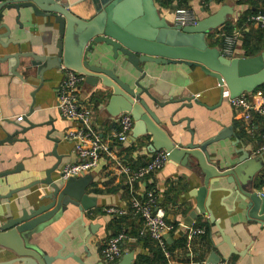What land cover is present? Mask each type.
<instances>
[{"label": "crops", "instance_id": "crops-1", "mask_svg": "<svg viewBox=\"0 0 264 264\" xmlns=\"http://www.w3.org/2000/svg\"><path fill=\"white\" fill-rule=\"evenodd\" d=\"M75 1L80 0H65L68 5H73ZM236 3L237 0H226L225 4L237 10ZM198 5V1H195L197 9ZM9 15V20L4 22H8L12 31L11 37L24 41L29 34L32 41L11 45L7 50L0 46V56L28 53L33 51L32 45L40 49L46 48L44 42H49L50 37L45 33L50 29L42 26L43 18L35 17L29 10H23L20 18L23 28H20V24L17 23V12L10 11ZM201 17L207 18L204 14ZM4 33L6 30L1 29L0 35ZM2 41L6 43L8 39L3 38ZM48 48L53 50L51 46ZM243 55L242 52L241 57H244ZM13 62L0 63V174L21 169L18 173L0 180V197H6L13 191L44 181L47 171L60 162L59 170L52 175L54 180L58 181L62 168L78 161L73 142L65 139L67 132L77 129V125L64 119L57 108L58 90L65 77L64 71L60 69L47 72L43 83L39 69L32 65L31 58H21V65L17 70L19 75L12 72ZM145 69L148 75L143 85L149 87L151 93L161 102L183 96L194 97L200 102V105L194 104L192 109L177 112L179 104H170L165 111L158 109L163 115V127L168 133L187 144L193 138L196 142L206 141L218 135L223 129L233 127L235 138L222 141L209 149L212 160L224 169L231 168L237 164L241 156L238 149L244 147L252 158L258 160L254 165L256 170L254 177L247 173L249 178L245 190L264 194V187L260 185L264 177V154L258 153L264 128L241 119L229 105L219 82L205 74L200 67L183 64L162 67L148 65ZM135 76L138 78L140 74L135 73ZM79 99L80 105L93 109L91 124L93 129L104 140H110L119 130V125L118 120L112 118L106 110L109 97L95 95L84 82L81 85ZM257 101L264 105L263 98L258 97ZM19 117H24L22 122L17 121ZM169 119H172L174 126ZM27 120L41 127L29 132L27 136L18 134L13 144L6 143L9 135L20 131V126H28ZM26 138L27 141H24ZM236 140H240L241 144L235 145ZM113 147L114 158L103 155L98 167L88 174L92 179L88 184L87 193L97 199V206L85 212L83 220H79L80 211L71 208L61 220L27 236L25 241L27 247L50 256H56L59 251H62L63 255L75 253L85 264H107L102 259L101 248L112 235L113 219L121 216L109 214L105 210L115 207L130 211L133 198L141 199L147 191L153 190L158 198L156 209L163 211L165 220L174 228L166 237L167 244L175 248L170 264H208L214 252L221 260H227L230 264H264V225L248 219L247 200H241L236 194L219 190L213 193L211 204L219 224L212 223L208 214L192 217L197 204L193 193L203 185V175L197 160L191 159L189 164L184 166L169 159L161 171L131 187L128 175L121 171L118 163L123 162L131 170L150 163L154 152L150 150L149 139L133 142L129 137L125 143ZM149 186L152 188L149 189ZM213 187L232 189L235 186L228 184L227 179H224ZM48 191H51L49 186L40 184L19 192L10 199H0V222L17 216L23 209H31L33 203ZM90 225L99 226V229L85 242L86 227ZM197 228L203 229L204 234L191 237L189 231ZM225 237L234 248L233 253L225 242ZM62 245L65 247L64 251ZM124 247L126 253H134L135 260L141 253L148 252L136 238H128ZM16 258L17 254L14 251L0 247V264ZM55 264L77 263L70 259L59 260Z\"/></svg>", "mask_w": 264, "mask_h": 264}, {"label": "water", "instance_id": "water-1", "mask_svg": "<svg viewBox=\"0 0 264 264\" xmlns=\"http://www.w3.org/2000/svg\"><path fill=\"white\" fill-rule=\"evenodd\" d=\"M23 10H29L35 17L43 18L42 26L50 29L45 33L50 40L44 42L46 48L40 49L32 45L33 51L28 53L1 55L0 63L14 61L12 72L18 74L21 58H31L32 65L39 69L43 83L47 72L63 67L83 76L85 84L95 95L109 97L106 110L112 118H118L122 114L132 116L134 126L130 138L133 142L149 139L150 150L154 153L165 151L170 160L184 166L191 159L197 160L203 175V185L193 193L197 204L192 217L208 214L212 223L219 224L211 204L213 193L221 190L247 200L248 219L264 225V194L245 190L249 178L247 173L254 177V165L258 160L252 158L242 147L238 149L241 156L237 164L224 169L213 162L209 151L215 144L235 138L233 127L223 129L206 141L196 142L193 138L185 144L177 140L179 138H173L163 127V115L158 109L165 111L168 105L179 104L177 112L192 109L194 104L200 105V102L190 96L161 102L149 87L143 85L148 75L145 69L148 65L162 67L183 64L200 67L205 74L215 78L222 86L223 93L228 91L231 98L252 94L262 87L264 52L253 57L230 60L221 54L219 48L211 47L207 41L211 32L231 20L235 7L224 4L216 13L201 20L196 27L180 28L162 16L156 0H80L73 5H68L65 0H0V30H6V33L0 35L2 49L7 50L11 45H21L23 42L31 43L29 34L24 41L14 40L8 22H4L9 20L10 11H16L17 23L23 28L20 23ZM3 38L8 41L4 43ZM37 49L40 51L36 52ZM135 73H139L140 77L136 78ZM169 121L171 125H175L172 119ZM27 124L26 127L20 126V131L9 135L5 142L13 144L18 134L27 136L29 132L41 127L28 120ZM237 144H241L240 140L235 141V145ZM59 167L60 162L47 171L44 181L0 197L10 199L13 195L40 184L51 189L47 194H42L31 209H23L17 216L0 222V247L17 254L15 260L2 264H55L59 260L70 259L77 264H85L75 253L63 255L59 251L56 256L45 255L27 247L25 242L27 236L61 220L71 208L78 209L81 214L79 220H83L84 213L97 206V199L87 193L92 178L86 175L58 182L52 175ZM20 169L0 174V180L18 173ZM224 179L235 187L214 189L213 186ZM98 229L99 226L96 225L86 227L85 242ZM220 231L223 235L222 229ZM224 239L233 253L235 250L231 243L226 237ZM85 249L88 251V248ZM62 250H65L63 245ZM134 261V253H126L118 264H133ZM220 261V256L214 252L208 264H218Z\"/></svg>", "mask_w": 264, "mask_h": 264}, {"label": "built area", "instance_id": "built-area-1", "mask_svg": "<svg viewBox=\"0 0 264 264\" xmlns=\"http://www.w3.org/2000/svg\"><path fill=\"white\" fill-rule=\"evenodd\" d=\"M169 1H172L170 8H163L156 5L164 18L172 25L180 28L196 27L203 20L201 17L202 14L209 17L226 3V0H160V4L163 5ZM195 1L199 3L198 9L195 6ZM244 8V6H241L235 10L231 18L233 23L238 22L244 12ZM249 22L255 29H264V14L251 16ZM224 26L218 30H224ZM217 36L222 38V47L219 50L225 58L232 60L242 56L241 41L243 35L241 30L235 29L229 33L221 32ZM62 70L65 73V77L58 90L57 108L64 119L77 125V129L67 132L65 139L73 142L74 152L78 157V161L67 164L62 168L58 182H66L71 178H80L88 175L98 167L103 155L114 158L113 145L125 143L130 137L134 126L132 116L130 114H122L116 118L118 120L119 130L112 135L110 140H104L91 125L94 114L93 109L80 105L79 93L81 91V85L84 83V77L64 67ZM224 96L228 100L231 108L244 121L253 123L256 117H262L264 119V105L259 104L257 101L258 97L264 99V94L261 91L244 94L238 98H231L229 92L225 90ZM23 119L24 117H19L17 121L22 122ZM258 153L264 154V130L261 133ZM168 160V153L159 151L153 154L150 163L136 170H131L123 162H119L118 165L121 171H124L128 175L130 186L134 187L137 182L143 181L152 174L161 171ZM157 204V194L155 191L150 190L145 193L143 198L132 199L130 211L116 209L115 207L106 209L105 211L117 216H124L127 213H131L142 219V234H148L162 248L170 264L172 253L168 250L166 237L174 228L165 220L163 211L156 209ZM190 231L188 234L193 238L203 235L205 232L201 228ZM127 240L128 236L123 233L107 240L101 251L103 261L107 264L118 263L126 254L124 244ZM218 264L230 263L227 260H221Z\"/></svg>", "mask_w": 264, "mask_h": 264}, {"label": "trees", "instance_id": "trees-1", "mask_svg": "<svg viewBox=\"0 0 264 264\" xmlns=\"http://www.w3.org/2000/svg\"><path fill=\"white\" fill-rule=\"evenodd\" d=\"M156 4L159 5V7L170 8L172 1L161 5L160 0H156ZM241 6H244L246 9L242 13L238 22L233 23L231 20L228 21L223 27L224 30L220 31L217 29L213 31L207 41L211 47L221 48L222 38L217 35L221 32L229 33L235 29H239L242 31L243 35L241 41L242 51L244 53L243 56L253 57L260 55L264 52V29H255L249 22V19L251 16L264 14V0H237L236 7L239 8ZM257 91H261L264 94V85ZM254 125H259L264 128V119L262 117H256ZM260 185L264 187V177ZM151 188L152 186H149V189ZM135 217L136 216L133 215H126L114 218L111 225L112 235L109 236L108 240L123 233L126 234L128 238H136L139 243H142L148 249V252L138 255L134 264H169L162 248L153 241L148 234H142V219ZM182 244H184L183 240ZM103 247L101 248V251L103 250ZM167 247L171 253L175 249L168 244Z\"/></svg>", "mask_w": 264, "mask_h": 264}]
</instances>
